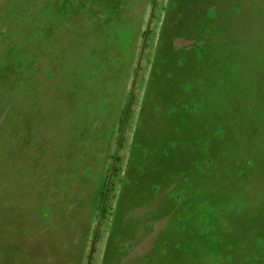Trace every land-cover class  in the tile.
<instances>
[{
	"label": "rangeland",
	"instance_id": "1",
	"mask_svg": "<svg viewBox=\"0 0 264 264\" xmlns=\"http://www.w3.org/2000/svg\"><path fill=\"white\" fill-rule=\"evenodd\" d=\"M0 264H264V0H0Z\"/></svg>",
	"mask_w": 264,
	"mask_h": 264
},
{
	"label": "trees",
	"instance_id": "2",
	"mask_svg": "<svg viewBox=\"0 0 264 264\" xmlns=\"http://www.w3.org/2000/svg\"><path fill=\"white\" fill-rule=\"evenodd\" d=\"M111 54V52H110ZM169 52L167 53V55L165 57H160V61L159 63H156V75H154V80H155V86L158 89L157 94L155 95V104L153 107H150V110L153 111L154 110H159L162 109V107H160L161 104L156 103V101L160 98V92H163V88L166 87V85L170 86V88H174V90H172V94H174V96H177L180 91H181V86L185 87V84H187V82L185 83V78H189L187 75H183L184 72L182 71H178L179 69L176 68V63L174 58L171 56V54H169ZM111 60V59H110ZM112 61V60H111ZM235 65H232V67H234ZM159 67V68H158ZM158 75V77H157ZM212 76V75H210ZM159 81V82H158ZM160 86V88H159ZM225 91V90H222ZM170 92V95H171ZM162 102V101H161ZM227 112L230 113V110H228ZM217 129L213 130L216 131ZM239 176V174H237ZM242 174H240L239 178H241Z\"/></svg>",
	"mask_w": 264,
	"mask_h": 264
}]
</instances>
